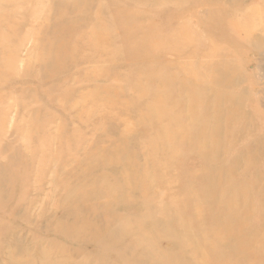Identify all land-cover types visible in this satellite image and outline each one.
<instances>
[{"label": "rangeland", "instance_id": "rangeland-1", "mask_svg": "<svg viewBox=\"0 0 264 264\" xmlns=\"http://www.w3.org/2000/svg\"><path fill=\"white\" fill-rule=\"evenodd\" d=\"M0 166V264H264V0H0Z\"/></svg>", "mask_w": 264, "mask_h": 264}, {"label": "bare ground", "instance_id": "bare-ground-1", "mask_svg": "<svg viewBox=\"0 0 264 264\" xmlns=\"http://www.w3.org/2000/svg\"><path fill=\"white\" fill-rule=\"evenodd\" d=\"M57 24H58V23H57ZM57 24H56V25H57ZM57 31H58V30H57ZM46 37H47V36H46ZM46 37H45V38H46ZM216 37H217V36H216ZM218 38H219V37H218ZM60 41H61V40H60ZM62 42H63V41H62ZM62 42H61V43H62ZM42 43H43V42H42ZM61 47H62V46H61ZM11 58H12V57H11ZM221 63H223V62H221ZM221 63H220V64H221ZM41 66H42V65H41ZM238 69H239V68H238ZM230 70H231V69H230ZM10 162H11V161H10ZM8 163H9V162H8ZM9 164H10V163H9ZM1 165H2V164H1ZM6 165H7V164H6ZM12 165H13V164H12ZM2 166H3V165H2ZM5 167H6V166H5ZM0 168H1V166H0ZM10 168L12 169V166H10ZM26 168H27V166H26ZM28 168H29V167H28ZM235 168H236V167H235ZM7 169H8V167H7ZM12 170H13V169H12ZM27 170H28V169H27ZM13 171H14V170H13ZM15 171H16V170H15ZM11 173H13V172H11ZM14 173H15V172H14ZM16 173H17V172H16ZM27 173H28V172H27ZM10 175H12V174H10ZM24 175H25V174H24ZM26 175H27V174H26ZM12 176H13V175H12ZM8 177H9V176H8ZM9 178H10V177H9ZM26 178H27V176H26ZM2 179H3V178H2ZM4 179H5V178H4ZM11 179H12V177H11ZM11 179H10V180H11ZM5 181H7V180L5 179ZM11 181H12V180H11ZM1 182L4 183V181H1ZM3 183H2V184H3ZM0 186H1V185H0ZM1 187H2V186H1ZM2 188H3V187H2ZM1 191H2V190H0V192H1ZM2 192H3V191H2ZM6 194H7V193H6ZM1 200H2V199H1ZM2 203H4V202H1V204H2ZM1 204H0V206L2 207ZM3 205H5V204H3ZM73 205H74V204H73ZM75 205H76V204H75ZM5 207H6V206H5ZM76 208H77V207H76ZM0 210H1V208H0ZM1 211H2V210H1ZM2 212H3V211H2ZM0 213H1V212H0ZM3 214H4V213H3ZM72 214H73V213H72ZM96 215H97V214H96ZM97 216H98V215H97ZM105 216H106V214H105ZM1 217H2V214H1ZM89 217H90V216H89ZM91 219H92V218H91ZM221 219H222V218H221ZM61 221H62V220H61ZM113 223H114V222H113ZM45 224H46V223H45ZM109 224H110V223H109ZM36 226H37V225H36ZM45 226H46V225H45ZM45 226H43V229H44ZM62 227H63V226H62ZM66 227H67V226H66ZM67 228H68V227H67ZM67 228H65V229H67ZM45 229H46V228H45ZM45 229H44V230H45ZM52 229H53V228H52ZM61 229H62V228H61ZM61 229H60V230H61ZM56 230H57V229H56ZM46 231H47V230H46ZM46 231H45V232H46ZM51 231H52V230H51ZM119 231H120V230H119ZM48 232H49V229H48ZM54 232H58V231H54ZM122 234H123V233H122ZM128 234H129V233H128ZM51 235H52V234H51ZM53 235H54V234H53ZM56 235H57V234H56ZM59 235H60V234H59ZM67 236H68V235H67ZM59 238H60V237H59ZM65 238H66V237H65ZM70 238H71V237H70ZM112 238H113V237H112ZM112 238H111V239H112ZM57 240H58V239H57ZM65 240H66V239H65ZM88 241H89V240H88ZM15 242H16V241H15ZM59 242H60V241H59ZM111 242H113V240H112ZM114 242H115V241H114ZM100 243H101V242H100ZM116 244H117V243H116ZM51 245H52V244H51ZM53 245H54V243H53ZM57 245H58V244H57ZM57 245H56V246H57ZM18 246H19V245H18ZM124 246H125V245H124ZM132 246H133V245H132ZM132 246H131V247H132ZM121 247H122V246H121ZM21 248H22V247H21ZM53 248H54V247H53ZM57 248H58V247H57ZM12 249H13V248H12ZM54 249H55V248H54ZM54 249H52V250H54ZM131 249H132V248H131ZM21 251H22V250H21ZM47 251H48V250H47ZM49 251H50V250H49ZM49 251H48V254H49ZM37 252H38V251H37ZM50 252H51V251H50ZM52 252H53V251H52ZM52 252H51V253H52ZM128 252H129V251H128ZM40 253H41V252H40ZM20 254H21V253H20ZM131 254H132V253H131ZM13 255H15V254H13ZM25 255H26V254H25ZM44 255H45V254H44ZM21 256H23V255H21ZM21 256H20V257H21ZM36 256H37V255H36ZM46 256H47V253H46ZM12 257H13V256H12ZM16 257H17V256H16ZM47 257H48V256H47ZM47 257H46L45 259H47ZM43 258H44V256H43ZM22 259H23V258H22ZM128 259H129V258H128ZM135 259H136V258H135ZM12 260H13V259H12ZM20 261H21V260H20ZM42 261H44V260H42ZM126 261H127V260H126ZM46 262H47V261H46ZM4 263H5V262H4ZM21 263H23V262H21ZM21 263H19V264H21ZM56 263H57V262H56ZM56 263H55V264H56ZM61 263H62V262H61ZM137 263H138V262H137ZM62 264H63V263H62Z\"/></svg>", "mask_w": 264, "mask_h": 264}]
</instances>
